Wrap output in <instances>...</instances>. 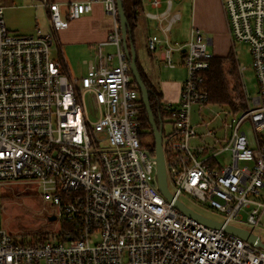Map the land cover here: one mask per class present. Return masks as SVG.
Wrapping results in <instances>:
<instances>
[{
	"label": "built area",
	"instance_id": "built-area-1",
	"mask_svg": "<svg viewBox=\"0 0 264 264\" xmlns=\"http://www.w3.org/2000/svg\"><path fill=\"white\" fill-rule=\"evenodd\" d=\"M94 1L111 15L112 25L79 78L68 75L53 54L52 32L11 33L0 4V186L35 181L51 216L62 224L56 237L23 244L2 226L0 196V264H264L263 247L225 229L250 226L253 233L264 224V0H220L233 55L236 42L246 44L258 89L251 100L243 98L242 114L225 113L232 115L234 130L225 146L212 152L213 158L230 150V163L221 166L199 159L205 147L189 142L196 135L190 107L207 103L203 74L213 57L208 38L193 29L182 46L168 42L179 19L168 13L171 0L164 11L146 14L163 33L147 38L148 50L163 49L170 67L171 52L179 51L187 72L177 103L164 102L162 109L171 201L158 190L154 151L142 141L140 93L123 51L116 0L71 2L66 16L89 13ZM42 2L52 30L65 27L57 3ZM151 4L159 7L161 1ZM107 45L114 51L104 52ZM87 94L97 110L95 120L87 114ZM244 120L254 131L255 147L238 129ZM164 123L171 124L169 132ZM182 195L219 210L221 226L178 210L174 200Z\"/></svg>",
	"mask_w": 264,
	"mask_h": 264
},
{
	"label": "rangeland",
	"instance_id": "rangeland-1",
	"mask_svg": "<svg viewBox=\"0 0 264 264\" xmlns=\"http://www.w3.org/2000/svg\"><path fill=\"white\" fill-rule=\"evenodd\" d=\"M111 51H114V49ZM234 53L236 56V66L243 65V67L240 69L237 84V91L240 94V97H235L237 92L234 91H232V97L234 96L233 98L238 100L237 104L234 102V106L235 109L239 110V113L242 114L246 110L245 100L243 98L246 97L251 100L252 97L257 96L258 89L251 65L252 57L248 53L246 44L236 42L234 44ZM65 54L69 65L68 72L76 78L82 76L85 73L81 70L82 59L85 58L89 61L92 57H89L90 55L86 54V51H82V49L79 48L66 49ZM179 56L180 55L177 51L171 52L174 64L173 67L166 65L165 61L162 60L158 64H154L151 68V73H153V84L149 83L161 93L160 101L162 103L166 102V100L168 101V99L171 100L169 101L170 103H177V101H172L177 93V83L181 80L182 84L187 75L186 68L183 63H181V57ZM227 79L230 88H233L236 84L233 77L227 74ZM84 104H86L89 119L95 120L97 110L92 102L90 94L85 95ZM232 110V106L229 104H219L217 102L191 105L189 113L190 124L196 135L191 138L189 142L194 148L201 146L205 147V149L200 153L199 159L204 158L206 156L205 154L208 152L207 145L205 144L212 145V152H215V150L217 151L225 146L224 144L226 140L230 137L234 130L232 115L225 113ZM170 128V123H164V132H169ZM238 129L245 130L250 146L255 147L254 131L249 121L244 120ZM208 131H211V133L207 134ZM144 132H146V134L142 135V141L147 143L149 146L152 145L154 140L150 129L145 128ZM230 156V150L220 151L212 158L213 165L221 166L230 163ZM168 189L171 191L172 185L168 184ZM0 196L2 226H4L14 239H31L32 237H37V239H39L40 236L45 234L50 235V239L56 237L58 231L61 230L62 224L59 220H48V217L51 216L50 213L52 212L51 205L48 201H45L42 198L35 181H4V183L0 186ZM180 200L184 205H188L201 215L216 221L222 220V213L207 204L199 203L191 199L188 195H182ZM241 227L246 230H251L250 226ZM252 231L257 234L264 243V224L261 223L260 226L253 228Z\"/></svg>",
	"mask_w": 264,
	"mask_h": 264
},
{
	"label": "crops",
	"instance_id": "crops-1",
	"mask_svg": "<svg viewBox=\"0 0 264 264\" xmlns=\"http://www.w3.org/2000/svg\"><path fill=\"white\" fill-rule=\"evenodd\" d=\"M48 1L57 3L59 15L67 20V25L62 29L52 30L48 17V6L46 7L42 0H0V4L4 7L5 25L11 33L15 34L33 35L37 29L44 33L52 32L54 36L52 44L54 55L63 62L64 71L71 75L68 72L66 49L79 48L86 51V54L90 55L89 57H92L98 48L97 44L107 39L112 25V17L105 14L99 1H94L89 13L70 20L66 16L68 4L87 0ZM160 1L159 7H153L151 0H141V8L137 13L133 27V44L137 64L142 68V72L151 84H153L151 68L154 64L164 61V57L163 49L149 51L146 40L152 34L163 37V33L158 27L157 20L149 18L146 14L164 11L167 0ZM168 13L179 15V19L172 24V28L167 34L168 42L173 47L185 44L190 38L191 30L198 29L208 38V49L214 56L226 57L230 51L233 52V42L230 38L225 12L222 9L220 0H171ZM112 49L114 47L111 45L103 47L104 52ZM177 52L181 57L179 51ZM81 64V70L85 72L88 65L87 60L83 58ZM181 82L180 80L177 83V93L172 99L174 102L178 99ZM169 101L171 100H166V102ZM205 145H207L208 152L204 158H207L213 165L212 145Z\"/></svg>",
	"mask_w": 264,
	"mask_h": 264
},
{
	"label": "trees",
	"instance_id": "trees-1",
	"mask_svg": "<svg viewBox=\"0 0 264 264\" xmlns=\"http://www.w3.org/2000/svg\"><path fill=\"white\" fill-rule=\"evenodd\" d=\"M122 2H123L124 14L126 15V20H127V26H126V29L128 30L127 40L128 42L133 44V30H134L133 27L137 13L141 8V0H122ZM137 69L141 75V78L145 86L149 88L148 102H150L152 116L154 117L156 124L161 125L164 120V114L162 112L163 103L160 101L161 93L151 86L148 79L142 72V68L138 64H137ZM227 74L232 76L234 82H236L235 84L236 86L234 85L233 88H230V85L228 84ZM238 77H239V72L237 70V66L235 63V56L233 55L232 51H230L226 57L213 55L212 59L209 60L208 69L203 74V86L207 92V103L217 102L219 104H227V105L229 104L230 106H232V109L234 110L235 98H233L234 96L232 97V91L237 92L236 93L237 95L235 94V97H240V94L237 91ZM138 91L140 93L139 88ZM139 102L141 103L139 118L141 119V128L143 130L142 135L146 134V132H144V129L149 128L153 136V132L151 131V127L149 124V119L147 117L146 109L144 107V103H142L141 100V95L139 98ZM149 147L152 149V151H154L155 148L154 141L153 144L150 145ZM49 237L50 235L45 234L40 236L39 239H37V237L35 238L32 237L31 239L22 238L19 241L23 244L35 243L42 240H47L49 239Z\"/></svg>",
	"mask_w": 264,
	"mask_h": 264
},
{
	"label": "water",
	"instance_id": "water-1",
	"mask_svg": "<svg viewBox=\"0 0 264 264\" xmlns=\"http://www.w3.org/2000/svg\"><path fill=\"white\" fill-rule=\"evenodd\" d=\"M117 3V10L119 14V24L122 34V44H123V51L125 54V58L128 60L129 64V72L132 75V78L140 90L141 100L142 103H144V107L146 109L147 117L149 119V124L151 127V131L153 132V139H154V156L153 161L155 162V176L157 181L158 190L162 193V195L168 200H172V195L167 187V177L165 176V161H163V150L161 147V139H162V126L157 125L155 122L154 117L151 113L150 108V102H148V92L149 88H147L141 78L140 73L137 69V58L136 53L133 44L128 42L127 40V20L126 15L124 14L123 10V2L122 0H116ZM174 205L177 207L178 210L183 212L186 215H189L199 221H203L204 223L212 226V227H219L221 226L220 221H216L213 219H210L204 215L199 214L198 212L194 211L192 208H190L188 205H184L183 202L179 199L174 200ZM55 216H49L48 220L53 221ZM227 231L231 233H235L239 235L241 238L248 240L250 243L255 244L258 247L264 248V243H261L259 238L251 233L249 230H245L243 228L237 227V226H226L225 228Z\"/></svg>",
	"mask_w": 264,
	"mask_h": 264
}]
</instances>
